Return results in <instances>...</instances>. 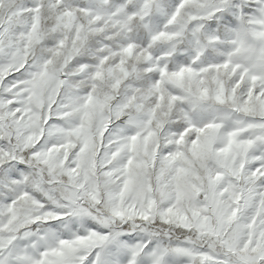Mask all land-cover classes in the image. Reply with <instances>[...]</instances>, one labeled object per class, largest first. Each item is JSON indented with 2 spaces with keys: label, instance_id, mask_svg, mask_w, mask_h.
<instances>
[{
  "label": "snow or ice",
  "instance_id": "1",
  "mask_svg": "<svg viewBox=\"0 0 264 264\" xmlns=\"http://www.w3.org/2000/svg\"><path fill=\"white\" fill-rule=\"evenodd\" d=\"M0 264H264V0H0Z\"/></svg>",
  "mask_w": 264,
  "mask_h": 264
}]
</instances>
